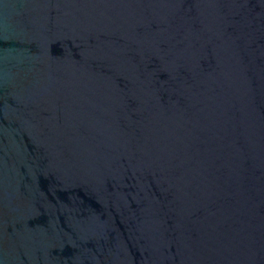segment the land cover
Returning <instances> with one entry per match:
<instances>
[{
    "label": "water",
    "instance_id": "water-1",
    "mask_svg": "<svg viewBox=\"0 0 264 264\" xmlns=\"http://www.w3.org/2000/svg\"><path fill=\"white\" fill-rule=\"evenodd\" d=\"M0 264H264V0H0Z\"/></svg>",
    "mask_w": 264,
    "mask_h": 264
}]
</instances>
